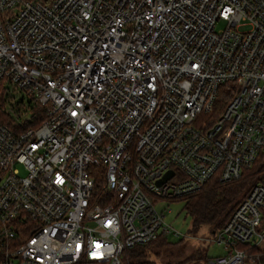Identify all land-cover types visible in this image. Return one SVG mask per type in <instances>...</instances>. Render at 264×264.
I'll return each mask as SVG.
<instances>
[{
    "label": "built area",
    "instance_id": "2783aa9c",
    "mask_svg": "<svg viewBox=\"0 0 264 264\" xmlns=\"http://www.w3.org/2000/svg\"><path fill=\"white\" fill-rule=\"evenodd\" d=\"M259 154L264 0H0V264H124ZM214 234L264 263V172Z\"/></svg>",
    "mask_w": 264,
    "mask_h": 264
},
{
    "label": "trees",
    "instance_id": "16d2710c",
    "mask_svg": "<svg viewBox=\"0 0 264 264\" xmlns=\"http://www.w3.org/2000/svg\"><path fill=\"white\" fill-rule=\"evenodd\" d=\"M264 172V154H259L249 168H244L240 176L227 182H221L216 177L207 180L198 190L183 195V208L191 217V230L196 231L201 225H208L213 231L222 227L229 218L236 205L245 197L251 185ZM99 185V178L96 179ZM182 239V238H181ZM170 242L167 239L158 238L143 245L125 248L122 251L124 264H155L150 255L161 256L169 245L179 243ZM207 255L200 249L180 261L193 262L205 259Z\"/></svg>",
    "mask_w": 264,
    "mask_h": 264
},
{
    "label": "rangeland",
    "instance_id": "374dc122",
    "mask_svg": "<svg viewBox=\"0 0 264 264\" xmlns=\"http://www.w3.org/2000/svg\"><path fill=\"white\" fill-rule=\"evenodd\" d=\"M222 23H217L220 28ZM20 171L23 173L21 166ZM156 208L164 214L163 220L171 228L179 232L178 237H168V241L179 243L169 245L161 256L150 255L155 264H178L191 255L195 249H200L207 256H214L224 252L223 246L214 241V231L208 225H201L196 231L191 230V217L183 208L184 202L179 199H154ZM217 230V229H216ZM193 264V262H183ZM264 264V263H263Z\"/></svg>",
    "mask_w": 264,
    "mask_h": 264
},
{
    "label": "water",
    "instance_id": "95a60500",
    "mask_svg": "<svg viewBox=\"0 0 264 264\" xmlns=\"http://www.w3.org/2000/svg\"><path fill=\"white\" fill-rule=\"evenodd\" d=\"M171 174V172H168V174L166 176H169Z\"/></svg>",
    "mask_w": 264,
    "mask_h": 264
}]
</instances>
